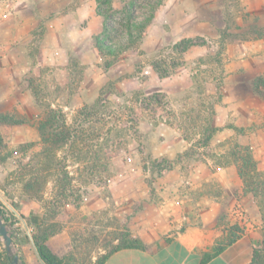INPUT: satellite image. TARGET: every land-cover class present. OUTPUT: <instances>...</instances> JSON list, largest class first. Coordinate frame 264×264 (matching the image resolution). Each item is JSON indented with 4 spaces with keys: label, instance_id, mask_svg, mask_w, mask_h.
<instances>
[{
    "label": "rangeland",
    "instance_id": "obj_1",
    "mask_svg": "<svg viewBox=\"0 0 264 264\" xmlns=\"http://www.w3.org/2000/svg\"><path fill=\"white\" fill-rule=\"evenodd\" d=\"M122 1L111 0L115 8ZM95 6L18 0L0 21V113L23 121L0 123L11 252L19 263L42 264L32 244L41 228L63 263L92 264L118 232L131 234V217L161 200L168 180L185 200L222 196L220 221L241 233L255 228L249 206L231 201L237 186L224 191L217 179L236 166L231 151L248 147L253 156L264 143V61L256 58L264 55V0H163L138 43L114 60L95 48ZM46 106L61 110L71 135L52 164L37 155ZM208 127L215 130L204 145ZM29 177L37 180L26 190ZM206 178L201 190L190 188ZM191 204L189 211L199 208Z\"/></svg>",
    "mask_w": 264,
    "mask_h": 264
},
{
    "label": "crops",
    "instance_id": "obj_2",
    "mask_svg": "<svg viewBox=\"0 0 264 264\" xmlns=\"http://www.w3.org/2000/svg\"><path fill=\"white\" fill-rule=\"evenodd\" d=\"M237 58L238 56L234 54L230 55L231 67L237 66L239 60ZM256 58L264 61V55ZM262 126L260 135L264 138V121ZM244 138L253 140L254 137L250 134V137ZM252 143L251 148L254 147V142ZM253 151L258 168L264 170V143ZM235 168L236 166H229L228 178L222 180L218 176L217 180L224 191H227L230 184L237 186V196L231 198V201L240 200L249 206L254 213L255 228L241 233L221 252L202 261L203 255L212 253V248L227 234L225 224L219 220L222 196L200 194L198 198L186 197L185 200L182 191L178 193L176 190L177 182L168 180L159 191L162 199L145 203L128 223L132 237L139 239L146 248L116 250L107 256L103 264H248L252 258L253 248L261 243L264 228L256 201L251 194L243 195L241 192L243 183ZM215 174L218 173H211V175ZM203 182H207V178L190 188L201 190ZM166 193L169 195L165 196ZM190 200H192L191 205L199 206L196 211L188 210Z\"/></svg>",
    "mask_w": 264,
    "mask_h": 264
},
{
    "label": "trees",
    "instance_id": "obj_3",
    "mask_svg": "<svg viewBox=\"0 0 264 264\" xmlns=\"http://www.w3.org/2000/svg\"><path fill=\"white\" fill-rule=\"evenodd\" d=\"M137 1L141 2L139 7L136 5ZM162 1L163 0H123L122 6L120 8H115L111 0H95V11L102 18L101 30L93 36V42L97 51L114 60L125 50L134 47L142 37L146 27L154 18L155 12L162 4ZM44 114L45 115L38 121L36 126L40 144L37 155L42 156V160L40 159L41 162L45 163L47 161L52 164L55 152L70 141L71 135L64 125V117L61 110L46 106L44 108ZM22 122L21 120L13 119L8 114L0 113V123L2 124L14 125ZM214 130L213 127H208L210 134L206 135L202 140V144L207 145L210 135ZM4 146L5 143L0 134V160H4V156L1 154ZM234 146L241 148L237 143H235ZM241 149L242 151L236 149V151L230 152V156L233 157L231 162H234L237 167V173L243 180L244 191L250 193L256 201L264 228V171L257 168L256 162L248 147H242ZM184 154L188 155V152H184ZM38 172L42 174L41 168ZM64 178H66L65 180L63 179L66 183L61 182L62 178L61 176L59 177V181L61 182L59 191L62 195L66 194L67 186L70 183V181L67 180L68 176L66 173ZM35 180H37V178L29 177L24 183L26 190L33 188ZM43 181L45 182L46 180L43 178ZM0 213L6 225L1 203ZM224 227L227 231L225 238L217 242L212 248V253H205L202 257V261L221 252L226 246L232 244L241 233L237 225H224ZM49 237V233H46L41 228L39 229V233L32 237V243L35 247L37 256L43 264H66L63 263L59 254L49 242ZM115 240H117V242L109 247L108 251L98 257L92 264H103L109 254L122 248H146L139 239L132 237L128 229L118 232ZM10 260L11 257L5 252L4 248L0 246V264H10ZM248 264H264V235L260 245L253 248L252 258Z\"/></svg>",
    "mask_w": 264,
    "mask_h": 264
},
{
    "label": "water",
    "instance_id": "obj_4",
    "mask_svg": "<svg viewBox=\"0 0 264 264\" xmlns=\"http://www.w3.org/2000/svg\"><path fill=\"white\" fill-rule=\"evenodd\" d=\"M0 237L3 241L5 252L11 257L10 264H20L18 260V256L11 252L12 239L7 231L6 225L4 224L1 218V213H0Z\"/></svg>",
    "mask_w": 264,
    "mask_h": 264
},
{
    "label": "built area",
    "instance_id": "obj_5",
    "mask_svg": "<svg viewBox=\"0 0 264 264\" xmlns=\"http://www.w3.org/2000/svg\"><path fill=\"white\" fill-rule=\"evenodd\" d=\"M17 4L18 0H0V21L7 18L14 11Z\"/></svg>",
    "mask_w": 264,
    "mask_h": 264
}]
</instances>
